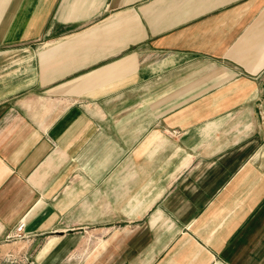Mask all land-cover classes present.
<instances>
[{
  "label": "crops",
  "instance_id": "0c3cea01",
  "mask_svg": "<svg viewBox=\"0 0 264 264\" xmlns=\"http://www.w3.org/2000/svg\"><path fill=\"white\" fill-rule=\"evenodd\" d=\"M6 257L264 264V0H0Z\"/></svg>",
  "mask_w": 264,
  "mask_h": 264
},
{
  "label": "built area",
  "instance_id": "2783aa9c",
  "mask_svg": "<svg viewBox=\"0 0 264 264\" xmlns=\"http://www.w3.org/2000/svg\"><path fill=\"white\" fill-rule=\"evenodd\" d=\"M24 227V222H21L18 224V226L16 227V237H20L22 235L21 231L23 230Z\"/></svg>",
  "mask_w": 264,
  "mask_h": 264
},
{
  "label": "rangeland",
  "instance_id": "374dc122",
  "mask_svg": "<svg viewBox=\"0 0 264 264\" xmlns=\"http://www.w3.org/2000/svg\"><path fill=\"white\" fill-rule=\"evenodd\" d=\"M13 252V251H12ZM9 253H11V251H9ZM15 259H17V258H15ZM25 260H26V258H24ZM1 263H2V261L4 262H8L9 261V259L6 257V260H5V258H1ZM11 261V260H10ZM9 263V262H8ZM12 263H15V262H12ZM17 264V263H16Z\"/></svg>",
  "mask_w": 264,
  "mask_h": 264
}]
</instances>
